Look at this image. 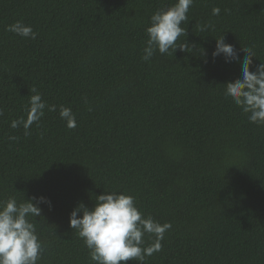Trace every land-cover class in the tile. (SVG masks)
Masks as SVG:
<instances>
[{"label": "trees", "instance_id": "trees-1", "mask_svg": "<svg viewBox=\"0 0 264 264\" xmlns=\"http://www.w3.org/2000/svg\"><path fill=\"white\" fill-rule=\"evenodd\" d=\"M174 2L0 0V200L46 198L29 218L37 264H93L69 215L111 191L171 224L144 264H264V125L224 95L242 63L211 55L223 35L241 62L253 50L250 71L264 63V0H194L182 24L192 52L143 61L151 15ZM17 21L36 39L7 30ZM33 94L56 111L25 135L10 125Z\"/></svg>", "mask_w": 264, "mask_h": 264}, {"label": "clouds", "instance_id": "clouds-1", "mask_svg": "<svg viewBox=\"0 0 264 264\" xmlns=\"http://www.w3.org/2000/svg\"><path fill=\"white\" fill-rule=\"evenodd\" d=\"M193 4L194 0H175L151 15L141 57L143 61H150L156 52L161 55L169 52L173 55L177 49L192 52L196 46L185 43L186 28L182 24L188 22V11ZM219 13V8H213V15ZM212 27L207 24L200 30ZM7 30L22 38L36 39L37 36L30 25L21 21L9 25ZM180 37H184L182 43H178ZM215 41V49L211 53L213 59L222 56L225 63H242V77L223 86L225 97L247 115L250 123L264 125V63H260L255 71H250L253 57L256 58L251 48L244 47L246 55L241 62L238 52L233 45L224 42L223 35ZM197 51L201 50L197 48ZM45 108L56 111V106L47 105L40 94L31 95L25 116L13 120L10 126H22L25 135H29L28 129L40 121ZM59 116L67 128L77 126L71 108L61 105ZM9 139L15 140L16 137ZM46 202L44 197L23 198V202L14 197L0 200V264H37L40 260L44 247L36 234L35 224L29 218L39 217L41 208L38 204ZM69 227L83 240L93 264H122L126 261L144 264L146 257L162 249L161 241L171 224H161L151 216L144 217L133 196L111 191L96 196L91 209L83 203L77 204L69 215ZM145 236L152 237L147 246Z\"/></svg>", "mask_w": 264, "mask_h": 264}]
</instances>
